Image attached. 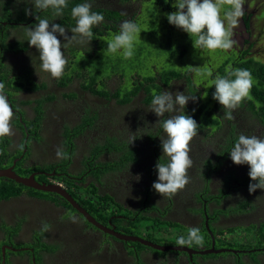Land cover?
<instances>
[{
    "label": "flooded vegetation",
    "instance_id": "obj_1",
    "mask_svg": "<svg viewBox=\"0 0 264 264\" xmlns=\"http://www.w3.org/2000/svg\"><path fill=\"white\" fill-rule=\"evenodd\" d=\"M250 3L253 4L251 7ZM174 4L175 0H171L170 7L166 9H162L160 5L155 7L161 12L158 19L162 18L164 24L161 37L164 45L172 44L169 39L172 35L180 39L187 34L169 24L167 20L166 14L177 10L173 7ZM259 4L260 2L256 0H245L244 16L238 27L233 30L232 39L235 44L229 50H216L225 54L222 57L219 55V65L224 57L230 58L224 66L225 74L228 69H233V63L239 59L253 58L264 65V49L260 41L262 37L257 41V38L252 39L256 34L255 29L260 26L255 20L260 12ZM26 8L32 11V15L25 14ZM115 9L124 15L127 14L126 20L131 21L144 14L142 6H137L135 14L131 13V10L127 13L125 8L115 6ZM9 11L11 16L0 18V83L5 85V94L15 113L11 121L14 135L0 138V155L10 154L9 167H12V170L19 167L28 171V176L32 174L37 183L63 186L67 193L69 190L76 198L80 189L94 186L97 195L103 199L107 196L111 200L109 202L104 199L103 202L94 205L96 216L100 214V219L89 214L101 226L125 235L130 221L132 223V215L156 218L163 222V228L169 233L171 237L169 241L172 242L154 243L145 235L141 238L170 249L158 251L144 247L136 250L133 245L136 243L122 242L94 228L74 210L68 213L70 210L58 199L55 201L43 199L23 191L17 197L0 200V264H264V250L260 249V244L252 250L226 247L228 244L221 241L223 230L249 225V232L253 234V229H258L264 224V189L258 188L247 195L246 189L242 188L239 194H234L231 183L227 188L229 191L227 197L220 201L226 191L216 196L218 190L223 188L222 182L226 175L239 177L238 175L242 173L246 174L249 171L248 165L233 163L228 170L225 166L231 163V159L224 160V156L220 155L214 160H205L201 156L202 153L191 150L193 164L188 170L190 182L184 189L169 199L161 197L152 188V184L157 180L152 179L155 171L153 173L154 167L149 166L156 165L159 159L160 162L166 163L167 158L162 156V149L157 150L154 147L161 144L160 136L163 135V131L160 125L156 124L159 117L149 111V102L152 101L154 92L159 94L162 91H170L174 94L179 91L197 98L196 101L189 100L186 105V108L194 109L202 91L207 89L204 79L201 78L200 62L187 67L183 63V57L180 58V62L176 60L171 65L180 71V75L178 78H169L166 84L160 79V75L163 76L164 70L168 68L167 62L162 59V63L150 62L148 67L143 64L141 68L136 69L130 75V84L126 86L121 85L123 77L118 76L116 71H108L107 78L96 79L93 83V89L96 91L107 92L105 97L94 95L91 89L81 88L79 82L77 83L79 90L75 91L71 87L73 86L71 80L62 82V78L53 79L50 76L42 80L41 74L45 72L40 68L39 53H36L34 47H30L26 41L24 27L34 26L37 23L35 18L37 15L52 23L60 17H56L51 9L35 10L32 0H13ZM22 14L24 17L21 21L15 18L13 19L16 22L11 21L13 16ZM221 16L223 17V12ZM187 37L189 39L187 42H191L188 34ZM19 42L22 43L23 49L7 48L8 45H17ZM4 48H7L5 52L2 51ZM194 50L200 60L205 61V68L209 69L210 61L205 51L195 48ZM13 62L16 63V70H11L15 68L10 67ZM27 64H37L35 67L37 72H30L31 67L26 68ZM25 72L28 73V79L33 82L32 87L27 90H14L15 82L12 80L22 77ZM67 72L68 69L65 68L64 75ZM211 73L214 72L211 70ZM148 77L155 80L158 88L151 82L144 81ZM83 79L87 80V77L83 75ZM108 79L112 84L116 80L117 85L107 87ZM119 87H122L123 92H119L117 99L111 97L119 91ZM127 90H134V95L128 102L122 103L120 101ZM38 106L40 112L37 111ZM92 117L95 119L91 129L85 130V119ZM233 117L228 120V133L236 134V138L245 131L259 137L260 132L264 130V126H260L258 121L250 119L244 107L239 112L234 110ZM238 128L240 130L237 133ZM67 130L79 131L78 135L70 133V136H73L72 140L84 138L88 134L89 146H96L97 149L91 150L89 147L85 158L81 160L80 155L79 159L72 160L76 145L73 147V142L65 137ZM246 132L244 135L249 136ZM105 135L112 140L111 143L107 144ZM125 137L127 138L124 139ZM133 139L135 140L131 143ZM6 140L10 141L9 145H6ZM57 147H62L70 158H57ZM121 148L133 151V159L127 160ZM216 150L219 153V149ZM212 161H215L218 167L214 172ZM101 164L117 165L118 168L115 172L101 174L98 182L94 169L101 168ZM109 174L118 175L117 179L122 182L108 187V180L105 177ZM137 175H140L142 181L136 180ZM144 180L149 182V188L140 192ZM69 184L76 188L68 187ZM241 186L243 187V184ZM200 187L202 191L197 192ZM24 196L40 206L34 211L30 206L25 211V206L21 203ZM242 199L250 200L252 205L231 212ZM234 202L236 203L233 205ZM224 212L225 215L222 214ZM78 215L89 226L84 224ZM191 227L200 229V234L204 237L203 245L177 246V237L185 232L180 230L185 229L187 233ZM205 236L209 239L207 240ZM246 236L249 237L248 234ZM221 249L230 251L215 253ZM254 253L258 254V257L253 260L250 254ZM225 254L231 258L222 257Z\"/></svg>",
    "mask_w": 264,
    "mask_h": 264
},
{
    "label": "clouds",
    "instance_id": "obj_2",
    "mask_svg": "<svg viewBox=\"0 0 264 264\" xmlns=\"http://www.w3.org/2000/svg\"><path fill=\"white\" fill-rule=\"evenodd\" d=\"M32 4L35 10L51 9L56 17H61L68 6V0H32ZM244 4L245 0H175L173 7L177 10L167 13L166 16L169 24L189 35L195 49L209 52L229 50L235 44L232 39L233 30L238 27L244 16ZM25 14L32 15V11L26 8ZM71 17L75 21V26L70 29L71 37L66 34L63 26L40 18L39 15L35 17L37 23L34 26L24 27L26 41L39 53L41 71L53 79H59L64 75L68 63L62 49L73 42L90 43L93 28L104 20L101 13L92 11V4L88 0L74 6L71 9ZM140 32L139 25L134 21H123L119 34L106 41L107 48L103 55L119 53L124 59H131ZM57 34L67 43H61ZM206 75L212 76L211 71ZM253 83L251 72L240 68L228 69L227 75H216L212 80V85L215 86L212 98L222 106L225 119H233V111L245 99H251ZM196 99L194 95H186L179 91L174 94L170 91L153 93L149 111L159 117L156 124H159L163 131V135L160 136L162 156L167 158L166 163L160 162L159 159L155 165L158 178L152 184V188L161 197L172 198L190 182L188 170L193 164L190 157V142L197 136L200 125L185 114L184 109L189 100ZM166 114L167 118H164ZM14 115L5 94V85L0 83V138L14 135L11 124ZM229 154L234 164L249 166L248 175L251 181L255 182L249 184V193L255 192L258 188L264 189V138L241 134ZM56 156L60 159L70 158L62 147H57ZM136 180H140V175L136 176ZM203 243L204 237L198 227L189 228L186 236L181 235L176 240L179 247L202 246Z\"/></svg>",
    "mask_w": 264,
    "mask_h": 264
},
{
    "label": "trees",
    "instance_id": "obj_3",
    "mask_svg": "<svg viewBox=\"0 0 264 264\" xmlns=\"http://www.w3.org/2000/svg\"><path fill=\"white\" fill-rule=\"evenodd\" d=\"M12 2H13V0H0V18H7L8 16H11L10 11H9V7H10ZM84 2H85V0H68V6H67V8L64 9L63 15L60 18H58V20L55 22L56 24H60L61 26H63L66 29V34L69 37L72 36L70 29L75 26V21L71 17V9L74 6H76L77 4H81ZM88 2H90L92 4V11L101 13L104 17V20L98 26H95L93 28V37H92V41H90V43L77 44V43L73 42L72 44H69L67 47H64L62 49L64 56L67 58V61H68L67 66H66V69H68V72L65 75H63L61 78H62V82H65V80L68 82L71 80L72 83L74 82L75 84H77L79 82V84L81 85V88L91 89L90 91L94 95H96V96L103 95L105 97L107 95V92L96 91L95 89H93V83L96 82V79L106 78L107 74H105L104 76L98 75L96 70L91 69L90 64L95 63V65H96V63H97L98 66L100 65V63L107 64L109 66L108 71H116V73H118V76L123 77L122 71L121 70L117 71L115 69L118 64L112 63L115 61L110 59L109 56L99 54V57H97L98 52L101 49L104 51L107 48V42L106 41L110 40L114 35L119 34L120 24L124 20H126V17L128 16L127 14L124 15L123 13H120L119 11H117L115 9V6L125 8L127 10V13L129 10H131V13H134V14L136 13L135 9L137 8V6H144V7L148 6V7H150V8L146 7V9L148 8L147 11H149V12H147V16L144 19L142 17V14H140L137 16V19L134 20V22L137 23L138 25L144 24V23L146 24V26H148V24L152 25V37L155 38V37H157V35L163 34V27H164V24H162V18L158 19L161 12L156 10L155 7L160 5V6H162V9H166L167 7H170L169 5H170L171 0H88ZM23 17H24L23 14L20 16H17V17L13 16L11 18V21H15L13 18H15L17 21H21ZM18 19H20V20H18ZM172 37H173V35L170 36L169 39L171 40ZM187 38H188L187 34H184L183 37H180L181 40L179 39V41L176 42L175 47L171 48L169 51L175 55V61L176 60L179 61L180 58L188 56L189 60L187 61L186 65H187V67H189L193 64L195 65L196 60L190 58L189 55H185L187 52L185 45L189 44V42H187L189 39H187ZM191 42H193V41H191ZM61 43H67V42L65 40L64 41L61 40ZM180 43H182V44H180ZM7 48L8 49L13 48L14 50H17V49H23V46H22V43L19 42L17 45H11L10 44L7 46ZM7 48H4L2 51L5 52ZM34 49H35V47H34ZM191 49H192V52L195 54L194 57L199 60L200 58L197 56L193 45H192ZM35 52L38 53V51L36 49H35ZM208 53H209V51H205V54H207L208 60L209 61L212 60L217 65L215 67L216 70H212L214 73H212V76H210V77L207 76L206 73L208 71H211V69L205 68V70L203 72L205 74L201 75V78L204 79V83L206 80H209V79L214 80L215 79L214 77L216 75H220V76L227 75V74H225L224 66L230 60V58L224 57V60H222V63L219 65V58L218 59H212L208 56ZM201 60H203V59H201ZM94 61H97V62H94ZM1 67L3 68L4 66H1ZM10 67L12 68L11 65H10ZM204 67H206L205 62H204ZM237 68L247 69L248 71H250L252 74V77L254 79V83H253V87H252L251 93H250L251 99H245L236 110H240L242 107H244L251 120L254 119V120L258 121V124L260 126H264V65L253 60V58H248L246 60L239 59L236 62H234L233 63V69H237ZM11 70H16V67L12 68ZM105 70L107 73L108 72L107 67L105 68ZM179 73H180L179 70L174 69V67L172 65H170V66H168V68L166 70H164L163 76L160 75V79H163L162 80L163 84H166V82L169 80V78H178L180 75ZM83 75H85L87 77V80L83 79ZM28 78H29L28 73L25 72V73H23L22 77L15 79V80H12L15 83L10 81L11 83H13V89L14 90L15 89L16 90L30 89V87H32L33 82ZM1 79H3V78H1ZM144 81L145 82H151L154 87L158 88V86L155 84V80L153 78L148 77L147 80L144 79ZM24 85H26V87H24ZM189 85H191V84H189ZM205 85H206V83H205ZM214 91H215V86L212 85V81H210V85L207 86V89L205 88V90L202 91V94L200 95L201 97L199 98L198 102L195 103L196 104L195 108L193 109V108H186L185 107L184 112H185V114H187V115L191 116L193 119H195L197 121L198 125H200L198 128V132L200 135H202V138L203 137L206 138L209 136L214 137L216 135V133L219 132V136H222L221 137L222 140L220 141V143H218L216 148L219 149L218 155L224 156V154L226 152H228L232 146H234V143L236 142V140L238 138H235V136L232 132L228 133V126H229L228 122L229 121H228V119L224 118V110H223L222 106L216 100H214L212 98V94L214 93ZM191 93H193V91H191ZM132 95H134V90L125 91L123 98L120 102H122V103L128 102ZM196 95L198 96L197 93H196ZM111 97L117 99L119 97V92L116 91L113 96L111 95ZM37 111L40 112L39 106L37 108ZM213 116H216V117L214 119H212ZM94 119H95V117L85 119V123H84V127H85L84 129L85 130L91 129ZM71 132H73V135H75V133L80 134L79 131H76V130H67L65 133V137H67L69 141H72L71 138H73V136H70ZM237 133H238V131H237ZM260 133H261V135H259V137L264 138V130H262ZM223 135L225 137H223ZM105 136H106L105 141L107 142V144L111 143L112 140L110 138H108V135H105ZM160 145L161 144H156L154 146L155 149L160 150L161 149ZM112 146H113V144H112ZM120 150L123 151V155L127 160L133 159V151L128 150V148H121ZM1 156L3 158L7 157V156L9 157L10 154L4 153V154L0 155V158H1ZM10 158H11V156H10ZM100 166H101V168L94 169V175H95V178L98 182L100 181L99 177L101 176V174L107 173L109 171L115 172L118 168L117 165H109V164H101ZM206 167H208L207 164H206ZM215 169H217V168H215ZM248 172L246 173V176L242 179H240L239 177H233V176H231V174L226 175L223 178V182H222L223 188L218 190L216 196H218L220 192H224V191L227 192L228 191L227 188H229V185L231 183L234 185H236L238 183H240L241 185L243 184L242 188L246 189V192H248V187H249L250 182L255 183V182L251 181V179L248 175ZM68 187L76 188L70 184ZM23 191H26L31 196H35V197L39 196L41 198L43 197V199H49L52 201H55L58 199L62 205H64L66 208H68L71 212L73 211V209L62 198H59L55 194L38 192V191L32 190L30 188H25L21 185H18L16 183H14L13 181H9V180L0 178V200L1 199H7L10 197H17ZM228 192L220 198V201H221V199L227 197V195L229 194ZM68 193L73 197V199L77 202V204H79L88 214H90L92 217L97 218V219H100L101 215L98 214L96 216V209H95L94 205H98L100 202H103L104 199L111 202V200L107 196H105V198L103 199V197L97 195L96 188L92 185L87 187V188L80 189V191L77 192L78 193L77 198L69 190H68ZM216 203L217 204L219 203V199L216 200ZM236 204H237V206L233 207L231 212H236L237 210H240V209L245 208L247 206L250 207L252 205L251 201L248 199L239 200ZM106 208H107V206H106ZM222 214L225 215L226 212H224ZM132 217H133L132 223L130 221L129 228H126V230L124 232L125 235H129V236L133 235L134 236L135 234L132 231L133 224H135V222L141 221L143 219L146 221L147 224L148 223L149 224L159 223L161 225L163 223V222H160L156 218H149V217H144V216L141 218L139 215H135V214L132 215ZM259 229L260 228L253 229L254 234H255V238H256V233L257 234L261 233L259 231ZM209 231H210V229H209ZM227 231H232V229H229ZM205 237L207 240L209 239L208 236H205ZM256 240L257 241H255L253 247H256L258 244L264 243V236H262V238H260V239L256 238ZM133 245H135L136 250L144 249V246H142L138 243L133 244ZM225 246L226 247L239 248V249H245L244 246H235V245H231V244H228ZM145 248H147V247H145ZM263 253H264V251H263ZM254 254H250V256L251 255L254 256Z\"/></svg>",
    "mask_w": 264,
    "mask_h": 264
},
{
    "label": "rangeland",
    "instance_id": "obj_4",
    "mask_svg": "<svg viewBox=\"0 0 264 264\" xmlns=\"http://www.w3.org/2000/svg\"><path fill=\"white\" fill-rule=\"evenodd\" d=\"M258 1V3L260 2L259 4V9H260V12L259 14L255 17V20L258 21L260 23V27L256 28L255 31H256V34L255 36L252 37V39L254 38H257L256 41L258 39L261 38V44H262V48L264 49V0H256ZM253 4L250 3V7L252 6ZM148 7V6H146ZM146 7L142 6V10L144 11V14L142 15L143 19L147 16V9L150 8L148 7L146 9ZM222 12L223 10L221 11V15H222ZM262 25V26H261ZM140 29H141V32L143 33V35H139V38H137L136 42H135V49H134V55L131 59H124L120 54H116V55H107L109 56L110 59H112L113 61L115 62H112V63H117L118 65L116 66V70H121L122 73H123V78H122V82H121V85L123 86H126V85H129L130 84V75H132L136 69H139L141 68V66L144 64L145 66H149L150 62H155V61H158L160 63L163 62V60H165L168 64V66H170L172 63L175 62V55L170 52L169 50L171 48H174L175 45H176V42L179 41V39L177 37H172L171 41H172V44L170 45H164L162 42H161V37H162V34H159L157 35V37H152V25L148 24V26H146V24H140ZM140 32V33H141ZM57 38H59L60 40L64 41V38L60 35L57 36ZM182 44V43H180ZM193 45V42H189V44L185 45L186 49H187V52L185 55H189L190 58L196 60V64H198L200 62L201 64V73L204 72L205 70V67H204V62L203 60H198L197 58L194 57V53L192 52V47ZM32 54H35L34 52H31ZM99 54H103V50L101 49L99 52H98V56L99 57ZM219 55L222 57L223 53L221 52H213V53H208V56L212 59H218ZM96 57V58H97ZM136 59V61H135ZM163 59V60H162ZM189 60V57L188 56H185L183 57V63L186 64L187 61ZM94 62H97V61H94ZM180 62V60H179ZM14 64H10L12 67H16V63L13 62ZM37 64H27L26 65V68H30L31 67V71L30 72H37V70H35V67H36ZM216 63H214L212 60L210 61V69L211 70H216L215 67H216ZM91 66V69L93 70H96V72L98 73V75H102L104 76L106 73V70L105 68L107 67V71H108V65L107 64H103V63H100V65L98 66V64L96 63H91L90 64ZM158 67V65H157ZM43 75L42 76V80H45L46 77L49 78V74L47 73H44V74H41ZM115 78H117L115 75H113ZM107 78V76H106ZM111 78V77H110ZM206 83V86H209L210 85V80H206L205 81ZM73 86L72 89H75V91L79 90L78 88V85L75 84L74 82L72 83ZM106 85L107 87H111V86H115L117 85V82L116 80L113 82V84L111 83V81L108 79L106 81ZM205 88V87H204ZM118 92H123V89L122 87H119V91ZM151 106V102H149V107ZM236 112H239L240 110H235ZM167 118V117H166ZM157 122V121H156ZM237 126H241V124H236ZM160 127V126H159ZM240 128H238L236 131H239ZM107 130H105L106 132ZM242 131H245V130H242ZM246 132V131H245ZM245 132H242L243 134H245ZM123 134H127L125 132H122ZM250 135H253L252 132H246ZM107 134V132L105 133ZM153 134V133H151ZM88 134L84 137V138H77V139H73L72 140V144H73V147H75V151L73 152V156L71 157L72 160H77L79 159V156H81V160L83 158H85L87 155H88V152L89 150H95L97 149V147H92V146H89V138L87 137ZM235 138H236V134L234 135ZM222 136H219V132L216 133V135L214 137L212 136H209V137H206V138H202V135L197 134L196 137H194L192 139V141L190 142V148L191 150H195V152L197 153H202L201 156H203L205 160H208V159H215V158H218L220 155H218V150H216V147L218 145V143H220V141L222 140L221 139ZM223 137H225L223 135ZM127 137H125L124 139H126ZM123 139V140H124ZM69 141V140H68ZM6 145L10 143L9 140H6ZM161 146V145H160ZM90 147V149H89ZM162 149V148H161ZM1 150V149H0ZM87 150V151H86ZM230 151L226 152L224 154V160H228V159H231L230 158V154H229ZM195 157V156H193ZM200 156H196V158H199ZM11 158L10 156L8 157H2L0 158V169L2 168H6V167H9V164H10V161ZM198 161V160H197ZM196 161V162H197ZM232 160H231V163H229L227 166H225V169H228L230 170L231 167H232ZM149 167H154L153 168V173L155 171V176L153 177L152 176V179L154 180H157L158 178V172L155 168V165L153 166H149ZM212 167H213V170L212 172H214L215 168L217 167L215 161H212ZM218 168V167H217ZM13 172L15 173L16 176L20 177V178H24V177H27L28 176V171H25V170H22L21 168L19 167H15L13 168ZM211 172V173H212ZM215 175V174H213ZM242 175V176H241ZM117 176L118 175H115V174H109L105 177V179L108 180V187H112L114 186L115 184L117 183H121L122 181L117 179ZM240 179L244 178L246 176V174L242 173L240 175H238ZM142 181V179H140ZM252 183V182H250ZM138 184V183H137ZM218 185V184H217ZM219 186V185H218ZM63 188V186H61ZM221 187V186H220ZM149 188V182L147 181H143L142 185H141V190L140 192H143L145 189ZM213 190H216L213 188ZM232 190L234 191V194H239V192L242 191V186L240 183L234 185L232 184ZM181 190H179L177 193H179ZM199 191H202V188L200 187L197 192ZM247 195H250L249 192H246ZM43 198V197H42ZM22 202V205H24V209L25 211H27L29 209V207L31 206V210H36L40 205L37 204L36 202H33L32 200H29L27 198V196H24V198L21 200ZM237 202V201H236ZM234 202L233 205L236 203ZM139 204V202H138ZM139 205H137L138 207ZM68 213H72L71 211H69ZM77 217V216H76ZM78 217L81 219V221L88 225L79 215ZM69 219V218H67ZM89 226V225H88ZM248 226H240L238 228H234L232 231H226V230H223L224 233L221 235V241L222 243L224 244H231V245H235V246H244V248H249V249H254L255 247H253L256 238L257 239H260L262 238V236H264V224H262L259 228V231L261 233L257 234L256 233V238H255V234L253 232V234H251L249 232V229H248ZM132 231L134 232V236L137 235V237L140 236V238L142 236H145L147 235V239L154 242V243H164V242H172V240L169 241V239H171V237H169V233H167L165 231V229L163 228V225L159 224V223H156V224H147L146 221L143 219L141 221H137L135 222V224H133L132 226ZM180 229H176V231H178ZM181 232L182 231H185L183 232L184 236L187 235L185 229H181L180 230ZM249 232V233H248ZM175 233V232H174ZM142 234V235H141ZM246 234H248V238L246 236ZM181 236V234H180ZM252 237V238H251ZM178 238V237H177ZM261 247L260 249H263L264 250V243L260 244ZM149 251V250H147ZM224 256H228L227 258H231L229 255H222V257ZM252 259L254 260V258L258 257V254H254L251 255Z\"/></svg>",
    "mask_w": 264,
    "mask_h": 264
},
{
    "label": "water",
    "instance_id": "obj_5",
    "mask_svg": "<svg viewBox=\"0 0 264 264\" xmlns=\"http://www.w3.org/2000/svg\"><path fill=\"white\" fill-rule=\"evenodd\" d=\"M0 178L6 179L9 181H13L14 183L21 185L25 188H30L32 190L42 192V193H49V194H55L58 197L62 198L77 214H79L88 224L93 226L96 229H99L103 231L104 233L111 235L115 239H118L122 242H130V243H138L144 247L152 248L154 250L158 251H164L166 249H170V247H161L156 244H153L151 242H148L140 237L133 236V235H123L116 233L108 228H105L101 226L99 223H97L83 208H81L75 201L72 199V197L60 186L54 185V184H45V183H37L33 175H29L24 178H20L15 175V173L12 170V167L2 168L0 169ZM209 234V233H208ZM230 250L221 249L215 253L220 252H229Z\"/></svg>",
    "mask_w": 264,
    "mask_h": 264
}]
</instances>
